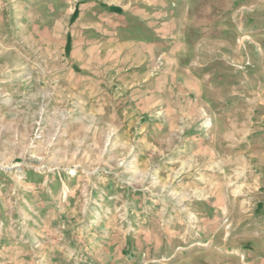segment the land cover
Returning <instances> with one entry per match:
<instances>
[{"label":"rangeland","instance_id":"obj_1","mask_svg":"<svg viewBox=\"0 0 264 264\" xmlns=\"http://www.w3.org/2000/svg\"><path fill=\"white\" fill-rule=\"evenodd\" d=\"M105 1L0 0V264L264 261V0L71 45Z\"/></svg>","mask_w":264,"mask_h":264},{"label":"crops","instance_id":"obj_2","mask_svg":"<svg viewBox=\"0 0 264 264\" xmlns=\"http://www.w3.org/2000/svg\"><path fill=\"white\" fill-rule=\"evenodd\" d=\"M105 2L108 3L107 8L111 11L101 22V26L96 28V32L93 29L81 30L80 37H74L71 45L122 46L127 47L130 54L142 56L143 54L138 52L139 48L151 45L154 47L156 42L160 44L163 25L160 18L162 0H106ZM77 52L75 51V56ZM155 54L154 51H148L145 53V59L154 58ZM255 264H264V261Z\"/></svg>","mask_w":264,"mask_h":264}]
</instances>
